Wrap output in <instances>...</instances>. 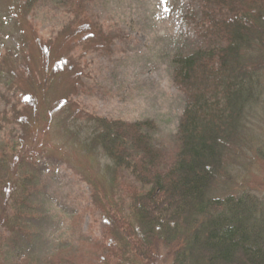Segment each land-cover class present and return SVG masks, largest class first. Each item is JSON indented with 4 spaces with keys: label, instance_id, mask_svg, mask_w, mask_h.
<instances>
[{
    "label": "trees",
    "instance_id": "16d2710c",
    "mask_svg": "<svg viewBox=\"0 0 264 264\" xmlns=\"http://www.w3.org/2000/svg\"><path fill=\"white\" fill-rule=\"evenodd\" d=\"M39 1L20 0L24 14ZM193 12L202 41L172 57L185 103L166 146L149 121L85 116L48 124L38 114L27 122L36 131L54 123L60 139L76 142L112 246L101 264H148L160 249L171 264H264V191L239 180L242 169L264 162V143L254 137L255 129L264 133V0H198ZM50 76L34 86L49 87ZM6 151L0 145V228L11 223L8 200L25 198L30 185L7 158L15 148ZM124 175L131 184H121ZM95 244L87 255L97 254ZM81 256L57 252L49 264H82Z\"/></svg>",
    "mask_w": 264,
    "mask_h": 264
},
{
    "label": "rangeland",
    "instance_id": "374dc122",
    "mask_svg": "<svg viewBox=\"0 0 264 264\" xmlns=\"http://www.w3.org/2000/svg\"><path fill=\"white\" fill-rule=\"evenodd\" d=\"M197 8L198 0H40L24 14L20 0H0V145L15 148L7 158L30 184L25 198L14 197L18 208L8 200L0 264H49L57 252L101 264L110 255L83 156L54 125L85 116L149 121L156 143L169 144L185 103L171 61L201 44ZM49 75V87L34 86ZM38 114L55 120L49 131L27 123ZM254 137L264 143V133ZM239 180L264 191V162L242 169ZM93 244L97 254L87 255ZM148 264H171L170 251L157 250Z\"/></svg>",
    "mask_w": 264,
    "mask_h": 264
}]
</instances>
